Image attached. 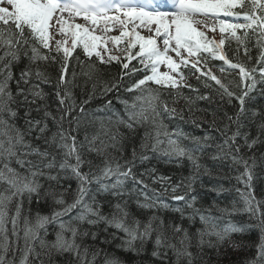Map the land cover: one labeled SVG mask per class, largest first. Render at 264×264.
Segmentation results:
<instances>
[{
    "label": "snow or ice",
    "instance_id": "1",
    "mask_svg": "<svg viewBox=\"0 0 264 264\" xmlns=\"http://www.w3.org/2000/svg\"><path fill=\"white\" fill-rule=\"evenodd\" d=\"M163 6L160 0H0V185L3 186L0 188V264H15L17 249L21 252L19 264H33V260L37 264H55L54 257L65 254L71 257L65 264H96L100 249L90 252L87 244L78 241L88 236L95 240L98 235L95 231L82 229V225L95 227L101 223L124 233L119 247L125 250L139 254L143 251L146 241L155 233L154 244L157 250L152 253L154 257H161L159 250L163 248L173 252L176 257L175 264H181L182 260L185 264H194L197 259H201L202 264H208V261L203 260L205 247L215 248L219 252L220 246L232 233L245 230L231 221L220 228L218 218L213 217L210 212L206 215L194 207L195 196L189 199L185 194H176L181 187L192 191L195 176L187 178V183L182 181L176 185L167 183L169 177L156 176L152 180L153 184L159 182L164 185L165 192L170 189L173 201H184V207L192 209L189 219L199 216L204 228L197 230L195 244L188 230L182 226L167 225L173 233L172 237H169L161 217L152 215L146 222H142L129 211L128 200H120L139 191L143 200H135L138 208L169 209L170 205L160 198L155 189H152L151 197L147 191H143L148 189L149 185L134 171L137 163L150 159L146 154L150 150L167 158V162H172L174 158L177 161L186 158L198 172L201 165L196 153H202L206 148L212 147L208 143L210 137L207 135L203 138H191L192 146H186L182 140L187 137L180 130L169 132L160 119L161 109L167 114L176 113V109L169 108L161 100L160 92L153 90L149 82L165 89L178 90L182 86L191 88L190 85L182 84L186 80L182 66H190V69L199 73L198 79L207 77L208 80L214 81L222 95L229 98V102L232 99L238 101L239 109L236 115L227 117L230 123L236 124V131L227 135L229 124L219 130L224 134V140L222 144L215 145L218 152L212 159H221L223 155H227L234 165L244 166L245 171L238 177L248 189L240 194L244 204L243 211L255 216L264 231V211L260 210V203L256 201L251 190V169L255 166V159L251 158L250 165L248 160L239 155L240 146L236 144L237 137L242 135L241 117L245 115V102L253 99L251 94L258 84H264V0H167V6L173 10L164 11ZM76 18L82 19L84 23H76ZM138 29L146 30L149 34L143 35ZM98 30L100 34H97ZM114 31L119 34L111 35ZM217 31L221 34L219 40L215 39ZM208 32L213 35L210 37ZM57 36L60 38L57 39ZM250 36L255 38L260 56L257 58L258 66L249 69L243 63H233L224 52V46L228 41L231 47V42L234 41L235 53L239 55L243 49L244 55L250 60ZM77 48L82 49L89 59L95 56L101 63L121 64L122 69L127 70L125 74L145 71L144 77L128 89L130 92L139 90V95L131 105L124 101L127 119L117 116L115 123L117 126L124 125L133 133L139 126L150 125V130L146 129L144 132L139 154L137 149L133 148L132 158L123 164L108 153L109 148L122 150L123 134L119 132L118 127L117 131L112 132L101 123V132L107 139H101V133L93 135L91 140L85 137L87 151L104 157L102 166L97 165L96 171L92 170V161L86 160L82 155L81 150L85 148V144L78 143L77 137L72 135V132L79 128L80 116L69 119L76 104L68 87L71 81L65 77ZM114 49L119 54H115ZM170 53H174L175 57ZM202 53L207 55L202 56ZM21 54L29 60V66L20 73L16 81V95L22 97L19 105L25 107V131L5 119V115L13 120L17 117V111L10 106L16 103V100L9 89V81L13 78L11 66L20 59ZM57 56L60 57L61 73L57 84L63 90V95L60 90L56 92L61 106L60 115L54 116L45 104L43 109H35L37 112L43 110V117L32 119L31 105L35 104L37 99H44L45 94L38 84L24 86L30 84L33 76L48 82L45 74L38 69L33 71L32 66L40 61L56 62ZM208 57L219 59L232 69H239V83L236 85L241 89L239 95L231 91L229 86L211 71L207 66ZM133 60H137L142 68L135 65L130 68ZM162 65L166 67V71H160ZM224 71V68H220L221 73ZM74 77L75 73L73 80ZM205 86H209L207 82ZM113 87L118 85L113 84ZM197 99L211 102L208 95H198ZM83 111L81 107L80 113ZM252 115L255 117L258 113L253 112ZM49 118L57 127L51 137L45 135L49 130ZM65 122L68 124L67 128L64 127ZM74 123L75 129L72 128ZM260 128L264 132V124H261ZM34 131L39 133L36 139L43 140L44 150L38 146L34 147L31 140L25 139L26 135L30 136ZM97 140H100L99 146H96ZM243 140L251 149L259 142V136L249 141L248 134L243 133ZM13 161L23 171L13 167ZM86 164L89 170L83 171ZM153 173L154 168L141 173L140 177ZM67 179H75V190H71V185L63 186L61 181ZM41 180L49 182L47 188ZM129 180L133 182V192L126 189ZM70 192L73 198L68 203L65 197ZM108 195L117 198L118 202L111 205L114 210L109 215H104L100 210L103 206L101 198ZM34 196L37 202L51 199L52 203L60 208L54 209L51 215L37 213L30 219L24 215V205L25 201L31 205ZM13 202L14 211L11 209ZM184 207L177 206L172 210L179 212L183 218ZM73 210H78L75 216L67 220L62 219ZM220 211L232 215L237 209L233 206L231 210L223 208ZM50 223H55L59 229L55 232L53 240L46 239L47 225ZM104 230L107 231V227ZM212 238H215L214 242ZM232 246L239 247L236 244ZM193 247L197 249L195 253L191 251ZM9 251L13 252L12 260L6 259ZM164 255L166 256V252ZM104 264L120 262L114 258H106ZM248 264H264V243L258 247L257 258Z\"/></svg>",
    "mask_w": 264,
    "mask_h": 264
},
{
    "label": "trees",
    "instance_id": "2",
    "mask_svg": "<svg viewBox=\"0 0 264 264\" xmlns=\"http://www.w3.org/2000/svg\"><path fill=\"white\" fill-rule=\"evenodd\" d=\"M235 42H231V47L229 46V42L226 41L224 46V52L227 54L228 58L232 60L233 63H243L247 68H252L257 65V58L260 56V49L255 44V38L250 36L249 43H248V53L251 59L249 60L248 56H245L243 53V49H241L239 55H237L234 51L235 49ZM46 51V50H42ZM31 53L29 52V55ZM207 54H202V56H206ZM127 62V61H124ZM142 68L141 65L138 64L137 60H133L129 67L132 68L133 66ZM29 66V60L26 56L21 54L20 59L16 62H13L11 66L12 72V80L9 81V89L11 90L13 96L15 97L16 103H12L10 106L17 111V117L13 120L10 119L7 115H5V119L9 120V123H14L16 127L20 128L22 131H25V107L19 105V101L22 100V97L17 96V84L16 81L20 77V73ZM207 66L211 68V71L217 75L218 78L222 80L223 83L229 86L230 90L235 92L237 95L240 94L241 89L238 88L236 85L239 83V69H232L223 61L219 59L207 58ZM203 67V64H201ZM220 68H224L225 71L223 73L220 72ZM39 70L45 74L48 78V82H43L42 80L36 79L35 76L31 78L30 84L24 87H30L32 83L38 84L39 89L43 91L45 94L44 99H37L35 104L31 105L33 111L31 112L30 118L32 119H41L43 117V110L40 112L35 111L37 107L43 109L44 105H47L48 111L52 112L54 116H59V101L56 97V92L58 90L61 91V95H63V90L57 84V81L60 77V57L57 56L56 62H43L40 61L36 65L32 66V70L36 71ZM73 73H75L74 80L72 79ZM127 70L122 69L121 64L116 62L111 63H101L99 60L93 56L92 58H88L82 52V49H76V52L73 55V58L69 62L68 72L65 77L66 80L71 81L68 87L72 91V98L75 101L76 108L72 112V117L80 116V124L79 128L76 131L72 132V135L77 137V142L81 144H85V148L82 149V155L86 160L92 161L93 171H96V166L103 164V156L97 155L95 152H88L87 151V142L85 141V137L87 136L89 140L93 135L101 133V139H107L101 132V123L104 124L106 128H109L112 132L117 131V127L120 133L123 134V139L121 141L122 150H113L111 148L108 149V153L111 156L116 157L121 164H123L126 160H130L132 158V149L136 148L137 152L139 153L140 143L143 138L144 132L150 130V125L141 126L139 129L135 130V134L130 132L127 128L123 126H117L116 124L109 123L106 120V116H108L110 112V108L105 105L107 101L113 102L116 97H126V94H129V88L132 87L134 83H136L139 79H142L145 75V71L141 70L135 73L125 74ZM187 77V85L189 87L182 86L180 89H165L159 88L155 84L149 82V86L153 90H158L161 95V100L167 104L169 108H175L176 111H180L183 117H185L188 122L192 125L184 129L186 134L189 135L185 145L187 144L188 147L192 146V139L193 137H200L203 138L205 135L210 137L209 142H214L212 147L206 148L202 153H196L199 156V164L201 165L200 170L197 172L192 167L189 168L187 173L184 175V168L180 166L178 163H174L176 165L171 166L170 168L165 169L162 167L164 165L158 163H147L145 165H139L134 168V171L137 173L138 177L144 179V181L149 185V188L146 189L148 195L151 197L153 195L152 189L153 178L150 175H144L140 177L141 173H146V170L155 169L158 170L161 175L164 177H169L170 180L167 182L171 185H175L173 181L177 179L181 182L187 183V178L195 176V179H199L204 181H210V183L199 184L196 189V202L194 207L200 209L204 213H211L215 211V213L219 214L216 211H220L223 208H230L228 207L232 202L239 201L238 195L239 191L235 193V190L229 189L232 188L229 185V181L232 182L233 176L236 173L244 172V166L242 164L234 165L233 162H229L226 165H229L232 172L227 176L224 175L222 178V183L212 182L214 177L212 178V168H210L209 164L206 165L207 171L203 168L204 163L211 160L213 163H223L219 160L216 162L214 159L209 158L211 155H217L218 150L215 148V145L222 144L224 140V134L221 131L223 130L226 124H229V128L227 130V135H231L233 132L236 131V124L230 123L227 119L228 116H235L238 109V101L232 99L229 102V98L227 96L222 95V91L219 90V86L215 84L214 81H210L207 77H200L196 75L197 73L190 69H186L184 71ZM205 82L208 83V87L205 86ZM113 84L118 85V87H113ZM106 89H109L106 91ZM192 89H198L199 91H193ZM264 84H258L257 89L251 94L253 99L246 100L245 102V115L241 117V122L243 127L240 129L241 136L237 137L236 144L240 146V153L245 160H248L249 164L252 165V159H255V166L252 168L253 170V177L255 178V186L264 184V132L261 131L260 125L264 124ZM125 93V95H123ZM132 94L139 93V90L131 91ZM198 95H208L211 97V102L208 100H199L197 99ZM31 98V97H30ZM191 101V103L189 102ZM83 107L84 111L81 114L80 108ZM94 107V108H93ZM93 108V109H92ZM93 111V113H92ZM110 112V113H109ZM257 112L258 115L253 117L252 113ZM172 118H180L176 113L168 114ZM48 127L49 130L45 133L46 136L51 137V134L57 131L56 125L53 123L51 118L48 119ZM65 128L68 127L67 122L64 125ZM72 128H76V124L72 125ZM243 133H247L249 137V141L252 139H256L259 136V142L255 144L251 149H249L243 140ZM39 135L38 132L34 131L32 134L26 135V140H31L34 147L38 146L41 150H44L45 145L42 139H36ZM100 145V140L96 141V146ZM52 151V149H49ZM211 153V154H209ZM200 154H202L200 156ZM32 159H36V157H32ZM59 159V154H58ZM14 162V161H13ZM13 167H16L18 170L23 171V169L19 168V165L12 164ZM203 168V169H202ZM211 169V170H210ZM88 165L86 164L83 168V171H88ZM182 175L181 177L179 175ZM215 181V180H214ZM44 180H41L43 184ZM46 182V181H45ZM49 183V182H48ZM47 183V184H48ZM61 183L64 187H68L71 185V190H75L76 181L69 182L68 180H62ZM46 187L47 188V185ZM139 187V186H137ZM193 187V185H192ZM2 188V185H0ZM95 188V185H93ZM164 187L155 188L156 192L160 195V197H165L169 200H172L173 193L170 191L165 192L163 190ZM126 189L129 192H133V182L129 180L126 184ZM256 189V188H255ZM255 189H253L255 191ZM194 190V189H193ZM260 191V189L258 188ZM188 193L186 188L181 187V189L176 194H184ZM205 193L211 194L213 193L216 196V200H209L204 198ZM219 193V194H218ZM218 194V195H217ZM71 192L65 197V199L72 200ZM134 200L141 199L143 197L140 196L139 191L133 192ZM126 196V200H128V208L129 211L134 215L137 219L141 220L142 222H146L148 218L152 215H157L161 217L164 221L166 226V234L169 237H172L173 233L170 228H167V225L174 224L180 225L183 228L188 230L193 229L188 223L196 224L198 222V216H196L194 221H190L187 219L186 215L182 218L180 213L171 214L173 212H169L167 210H152V209H141L137 206H133L134 201L132 197ZM209 196V195H208ZM235 199V200H234ZM262 199H264V194H262ZM105 203H109L114 198L110 195L105 196ZM233 200V201H232ZM37 198L34 196L32 199L31 205L25 201V212L24 215L29 216L31 219V210L34 212H38L39 210L42 212L45 211V207H42L45 200L41 201L39 205L36 204ZM47 202V200H46ZM49 202V204H48ZM47 202L48 205L52 206V201L49 199ZM231 202V203H230ZM116 203V202H115ZM180 202H175V204H180ZM54 205V204H53ZM58 206V205H54ZM184 207L183 204L179 205ZM177 207V206H175ZM185 208V207H184ZM12 211H14L15 206L14 202L11 206ZM30 209V211H29ZM189 209V208H188ZM192 210V209H190ZM111 213V212H110ZM188 213V211H187ZM40 214V213H39ZM40 214V215H42ZM191 214V213H189ZM227 215V214H226ZM189 216V215H187ZM186 217V218H185ZM229 217L233 218L232 215ZM220 228V223L217 221ZM194 226V225H192ZM9 227H11L9 225ZM23 227V219L21 220V228ZM82 227V226H81ZM102 228H84L82 229H89V231H95L98 233L97 238L92 240L91 236L84 237L81 242L83 244H87L89 246L90 252L95 251L96 249H100V254L97 257V261L101 264H104L106 258L112 259L115 257L116 253H119V258H114L120 262V264H175L176 257L170 249H160L161 257H154L152 253L156 251V247L154 241L156 239V234L153 233L152 237L146 241L143 245V251L139 254L125 250L122 247H119L122 243V238H124V233L118 231L117 229L109 226H101ZM107 227V231L104 229ZM190 228V229H189ZM53 235H47V240L55 239V232L58 231L57 225L54 228ZM113 234H115L113 236ZM189 235L193 239V244L196 242V237L189 233ZM260 235H262L260 233ZM21 236H23V232L21 231ZM213 239V238H212ZM232 239V240H231ZM106 241V242H103ZM175 242V241H173ZM214 242V239H213ZM257 240L254 237H249V235H239L235 236L232 234V237L225 241L222 246L219 248V252L215 248H212L211 251L206 252V247L204 249L203 260L208 261V264H248L249 261L255 260L253 251L256 248ZM233 244L239 245L238 248H233ZM23 247V240L20 241V248ZM139 247V244H137ZM192 252H196L197 249L193 247L191 249ZM166 252V256L164 253ZM21 252L19 249L15 251V264H19L20 262ZM71 257L68 254L64 256L57 255L54 257L55 264H65L66 260L70 259ZM101 259V260H98ZM103 258V259H102ZM7 260L13 259V252L9 251L6 257ZM30 260H33L32 257H29ZM197 264H202L201 259H197ZM195 263V264H196ZM33 264H37L36 261L33 260ZM99 264V263H98Z\"/></svg>",
    "mask_w": 264,
    "mask_h": 264
},
{
    "label": "bare ground",
    "instance_id": "3",
    "mask_svg": "<svg viewBox=\"0 0 264 264\" xmlns=\"http://www.w3.org/2000/svg\"><path fill=\"white\" fill-rule=\"evenodd\" d=\"M123 95H125V93L123 94ZM127 96L126 97H123V98H121V97H116V99L115 100H113V102L112 103H108L109 101H107L106 102V104L105 105H107L109 108H110V114L108 115V116H106V120H108V122L109 123H113V124H116L115 123V121H116V119H117V116H119V117H121V118H123V119H127V114H126V111H125V103H124V101H127V103L129 104V105H131L133 102H134V98L137 96V95H139V93H137V94H132L131 92H129V94H126ZM94 108V107H93ZM92 108V109H93ZM92 113H93V111H92ZM176 114L180 117V118H172L171 116H169L167 113H164L163 111H162V109H161V116H160V119L163 121V124L166 126V128H167V130L169 131V132H174V131H176V130H180L186 137H187V139H188V137H189V135H191V134H186V132L184 131V129L185 128H187V127H190V126H192L189 122H188V120L185 118V117H183V115L181 114V112L180 111H176ZM109 117L111 118V121H109ZM119 126H123L124 128H126L124 125H119ZM141 126H139V127H136V129L135 130H137V129H139ZM136 132H134L133 134H135ZM187 139H183L182 140V143L183 144H185L186 143V141H187ZM209 144H214V142L212 143V142H209ZM186 146H187V144H186ZM210 149V148H209ZM139 154V153H138ZM149 157H150V159H148L147 161H145V162H143V163H137L138 164V166L139 165H145V164H147V163H158V164H162V165H164V166H162V167H165V169H167V168H170L171 166H174V165H176V164H174L175 162L176 163H178L180 166H183L184 168H186L185 170H184V175L187 173V171H188V169L189 168H187V167H191V169H192V167H193V165H192V163L190 162V161H188L186 158L185 159H182V160H179V161H177L175 158L172 160V162H167V158H165V157H162V156H160V155H158V154H155V153H153V152H151L150 150L146 153ZM209 154H211V153H209ZM202 154H200V156H201ZM239 155L240 156H242L241 155V153L239 152ZM214 155H211V157L209 156V158H211L212 159V157H213ZM216 162H218L217 160H219V161H221V162H223V163H213V162H211V160L210 161H208V162H206V163H204V165H203V168H205V169H207L208 167L206 166V165H210L209 167L210 168H212L213 170H212V178L214 177V180H212V182H217V183H222V178H223V176L224 175H228V174H231V172H232V170H231V168H229V165H226V164H228L229 162H232V160H231V158H230V156H227V155H223V158H221V159H214ZM12 164H14V165H17L16 163H15V161L12 163ZM169 165H171V166H169ZM263 167H264V164H263ZM202 168V169H203ZM211 170V169H210ZM146 171H148V170H146ZM158 170H155V173H153V174H151L150 176L152 177V178H154V177H156V176H160L161 174L159 173V172H157ZM251 171L253 172V170L251 169ZM264 171V170H263ZM243 172H239V173H236V175H234L233 176V179H232V182L231 181H229L230 183H229V185H231L232 186V188L231 187H229V189H231V190H235V193H237L238 191H239V195L237 196L238 197V199H239V201H235V203L234 202H230L231 204L228 206V207H230V208H228L229 210H231L232 209V207L233 206H235V208L237 209V211L236 212H234L233 214H232V216H233V218H231V217H229L230 215H226L225 213H222L221 211H216V212H218L219 214H217V213H215V211L213 212V214H211L213 217H216V218H218L217 219V221L220 223V226L221 227H223L224 225H227V223L229 222V221H231V223H233V224H235V225H237V226H239V227H244L245 228V230L243 231V232H237V233H232V234H235V236H239V235H249V237H254V238H256V240H257V243H256V248L254 249V251H253V253H254V255H255V257H257V253H258V247L262 244V243H264V231H262L261 230V228H260V226H259V223H258V220H257V218L255 217V216H251L250 214H248V213H246V212H244L243 211V208H244V204H243V201H242V198H241V192H247L248 191V189H246L245 188V185H244V183L242 182V181H240L239 179H238V177L242 174ZM180 177L182 176L181 174L179 175ZM69 182L71 181H73V182H75V179H67ZM48 182L46 181H44L43 182V184H44V186L46 187V184H47ZM173 183L176 185V184H178V183H181V181L180 180H176V181H173ZM205 184V183H210V181H202V180H199V179H195V181L193 182V189L194 190H192V191H190V192H186V193H184L189 199L192 197V196H195L196 197V189H195V187H198L199 186V184ZM251 184H252V187H251V190H252V194H253V196L255 197V199H256V201H258L259 203H260V210L261 211H264V199H262V194H264V184H260V185H254L255 184V178L253 177V179H252V182H251ZM48 185V184H47ZM3 187V186H2ZM153 187H154V189L155 188H160V187H164V185H162L161 183H159V182H157V183H155V184H153ZM76 188V187H75ZM256 188V189H255ZM258 188L260 189V191L258 190ZM253 189H255V191L253 190ZM43 191V190H42ZM143 191H146V190H143ZM209 195V196H208ZM218 195V194H217ZM71 196V195H70ZM132 197V200L134 201V203H133V206H137L136 205V203H135V200H134V196H131ZM162 200H164L165 202H167L169 205H170V207H169V209H167V211H169V212H173V213H171V214H177V213H179V212H176V211H173L172 210V208H175V206H179L180 204L182 205L183 204V201H181V203L180 204H175V201H173V200H169V199H167V198H165V197H160ZM204 198H206V199H209V200H216V196L213 194V193H205V196H204ZM105 197H103V198H101V202H102V207H101V212L104 214V215H109L110 214V212H112L114 209L111 207V205H114L115 204V202L117 203L118 202V200H117V198H114V200H112L111 202H109V203H105ZM126 198L125 197H123V198H120V200L122 201V200H125ZM47 200V202L49 201V199H46ZM46 200H45V203H43V205H42V207H44V206H46L45 207V211H43V214H42V212L39 210L38 212H36V210H35V212H34V209H33V211L31 210L30 212H33V213H31V219H33L35 216H36V214L37 213H40V214H42V215H51L52 214V211L54 210V209H59L60 208V206H54L53 204H52V206L51 205H48L49 204V202H48V204H47V202H46ZM235 200V199H234ZM41 201H43V200H40V202ZM66 201L68 202V203H70L71 202V200L70 199H66ZM233 201V200H232ZM39 202V203H40ZM180 202V201H179ZM39 203L37 204V202H36V204L37 205H39ZM14 206H15V202H14ZM40 206V205H39ZM181 207V206H180ZM77 211L78 210H73L68 216H65V217H63L62 219H65V220H67V219H70L72 216H75L76 215V213H77ZM187 211H188V213H187ZM192 212V210H190V208L188 209V208H184V216L187 214V215H190L189 213H191ZM206 215L207 214H209V213H205ZM178 215V214H177ZM181 215V214H180ZM186 215V217H189V216H187ZM185 217V218H186ZM198 218V222L196 223V224H190V222H188L187 221V223L191 226V227H193V229L192 230H190L189 231V233L190 234H192L193 236H195L196 237V233H197V230L198 229H203L204 228V225L201 223V221H200V219H199V216L197 217ZM187 219H189V218H187ZM194 221V219H190V221ZM105 224H103V223H101V224H99V225H97V226H95L97 229L98 228H102L101 226H104ZM192 225H194V226H192ZM55 226H56V224L55 223H50L49 225H47V232H48V235H53V234H51V233H54V228H55ZM106 226V225H105ZM82 227H84V228H92V229H96L95 227H90L89 225H87V224H84V225H82ZM190 229V228H189ZM260 233L262 234V235H260ZM232 234H231V236L229 237V239L232 237ZM54 236V235H53ZM197 238V237H196ZM214 239V241H215V238H213ZM228 239V240H229ZM232 240V239H231ZM227 241V240H226ZM222 246V245H221ZM212 250V248H207L206 247V252L205 253H207L208 254V252L207 251H211ZM119 256H120V254L119 253H116V255H115V257L114 258H119ZM103 259V258H102ZM98 260H101V259H99L98 258ZM102 261V260H101ZM198 260H196L195 262H194V264L197 262ZM101 264L99 261H96V264ZM181 264H185V262L182 260L181 261ZM197 264V263H196Z\"/></svg>",
    "mask_w": 264,
    "mask_h": 264
},
{
    "label": "rangeland",
    "instance_id": "4",
    "mask_svg": "<svg viewBox=\"0 0 264 264\" xmlns=\"http://www.w3.org/2000/svg\"><path fill=\"white\" fill-rule=\"evenodd\" d=\"M76 20L79 22V23H84V21L82 20V19H80V18H76ZM241 22H243V21H241ZM130 27H131V25H130ZM153 28L155 27V25H153L152 26ZM138 30H140L141 31V33L143 34V35H148L149 33L146 31V30H141V29H138ZM97 34H100L99 33V30L97 31ZM111 35H118L119 34V32L118 31H114V32H112V33H110ZM60 37L58 36L57 37V39H59ZM110 47H111V45H110ZM114 53L115 54H119L118 52H115V49H114ZM171 55H173L174 57H175V54L174 53H170ZM167 69H166V67L165 66H161L160 67V71L161 72H163V71H166ZM177 79H179V77H177ZM183 83V82H182Z\"/></svg>",
    "mask_w": 264,
    "mask_h": 264
}]
</instances>
